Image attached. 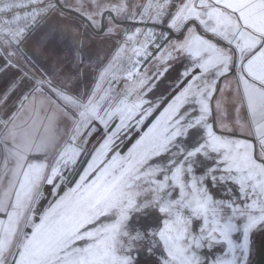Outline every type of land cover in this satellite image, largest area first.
<instances>
[{
    "label": "snow or ice",
    "instance_id": "6c2138e0",
    "mask_svg": "<svg viewBox=\"0 0 264 264\" xmlns=\"http://www.w3.org/2000/svg\"><path fill=\"white\" fill-rule=\"evenodd\" d=\"M73 14L83 18L74 36L81 28L111 36L119 31L117 20L166 24L186 33L172 42L154 28L126 31L117 54L91 85L82 84L80 70L91 60L82 40L73 51L74 67L56 56L50 70L37 74L22 48L28 33L40 21ZM64 30L51 28L33 54L54 55ZM157 37L168 42L158 59L173 52L190 58L183 73L187 86L125 155L115 152L106 160L130 122L139 114L137 123H143L151 114L137 92L146 80L135 82L134 76L138 58L150 55V45L160 47ZM0 49L5 67H21L17 56L26 65L9 88L30 81L17 112L0 118V264H135L131 252L145 244L149 253L162 245L161 264H248L252 235L264 231V0H0ZM127 53L124 79L134 82L114 93ZM233 83L237 117L234 126L222 122L221 128L240 130L252 140L218 134L209 122L212 102L221 111L224 96H233ZM101 126L103 143L75 186L60 195L57 179L63 182L81 154H88L82 144ZM196 127L203 130L201 142L190 149L177 142ZM164 154L166 164L154 162ZM201 157L211 164L198 173ZM217 186H225L220 197L212 192ZM148 208L163 214L162 227L133 234L127 228L130 213ZM108 215L113 222L81 231ZM202 249L208 255H201Z\"/></svg>",
    "mask_w": 264,
    "mask_h": 264
},
{
    "label": "rangeland",
    "instance_id": "374dc122",
    "mask_svg": "<svg viewBox=\"0 0 264 264\" xmlns=\"http://www.w3.org/2000/svg\"><path fill=\"white\" fill-rule=\"evenodd\" d=\"M70 2H72V0H70ZM132 2H141V0H129V3H132ZM81 22H82V20L75 15H68L64 19H61L60 17H52V18H49L47 21H40L39 24L28 35L30 37H29L27 43L22 46V48L25 46L26 51H27L28 46L29 47L34 46L37 43H39L41 41V37H43V35L53 27H57L58 29H64L66 26L68 27V24H70V23L71 24H77L80 26ZM104 23H105V25H107V23H108L107 17H105ZM117 24H119V23H117ZM119 25H120L119 30H121L123 28V24H119ZM93 34L95 36H101L103 34V32L99 33V34L98 33H93ZM142 39H143V37H142ZM183 39H184V37H171V38H169V40L172 42H175L177 40H183ZM167 43L168 42L165 41V43L163 44L159 54L156 55L155 57H153L145 68L148 76L154 75V77L152 78L154 81L150 80L148 82V86L146 83V84H144V86L142 88L137 89V92L143 96V99L145 101H146L147 89L150 88V86L151 87L153 85L156 86L162 80V78L160 76L161 74H163V73L166 74V78H165V80H162L161 85L164 86V88H166L168 90V89L172 88L173 86L177 85L181 81V79L184 77L183 73L185 72V69L189 68V66L191 64V60L187 55L185 56L183 53L180 54V53L173 52L170 58L165 59L166 64H165L164 68L162 70L159 69V66H160V63L162 62V60L158 59V57H160L162 54H164V49L167 47ZM29 54H32L31 57L33 60L36 59V55L34 56V54L31 53L30 51H29ZM15 59H16V62L21 66V67H19L20 71H22V69L25 68L26 66L17 58H15ZM140 79H145L146 81L149 80V78L147 76L145 78L143 76H141L135 82H138ZM150 82H151V85H149ZM187 82L168 101V103L163 107V109L161 110L159 115L156 117V119L160 116V114L164 111V109L170 103H172L173 99L177 95H179V93L187 86ZM29 85H30V81L25 82V84L22 87L21 94L24 92L25 89L28 88ZM223 85H224V81L222 82V86ZM154 86L152 88H154ZM157 90H159V88ZM164 94H165L164 90H161L158 93L157 92L155 93L154 97H152V100L148 104L151 109L162 98V96H164ZM217 95L219 96L220 94L218 93ZM133 98H135V97H133ZM16 100H17V98H11V100L9 102L10 105L14 104V102ZM233 103H234V90H233V96L232 97H228L227 95L224 96V104H223L221 111L217 112V110L215 108V102L213 101L212 102L213 114L210 117L209 122L213 123L214 130L218 134L229 135L232 138H240L237 136H233L232 135L233 131L229 133V132L223 131L221 128L222 122L232 124L234 126V121L237 117V113L233 107ZM146 106H147V103H145L142 107L144 109H146L147 108ZM188 107L189 106L186 105L184 109H181V111L182 112L185 111ZM156 119L154 120V122L156 121ZM202 136H203V130L199 127H196V128L190 129L186 136L179 137L177 142L179 144H181L182 146H184L185 148L190 149L193 145L201 142ZM107 159L110 160L111 157H109ZM167 159H168L167 154H164L161 157L154 158V162L157 164L164 165V164H166ZM210 164H211V161L204 160L201 157L200 158V168L198 169V173L202 172L203 169L205 167L209 166ZM71 170H73V167ZM71 170L66 171L65 173H71ZM96 174H97L96 172L91 173L90 179H93ZM57 183H61V185L62 184L65 185V187L62 189V191H60V193H59L60 195H63V193L65 191H67L69 188L67 186L68 180H67V178H65V180L63 182H61V181H59V179H57ZM74 186H75V184H74ZM228 187H234V186L229 184ZM51 191H52V186L50 185L47 188V192L51 193ZM224 191H225V186H217L216 188L212 189V192L217 197L222 196L224 194ZM48 200H52L51 195H49L48 199L45 200L42 204H44L46 206L48 203ZM114 219L115 218L111 215L101 216L97 220L93 221L91 224H85L84 228L81 229V231H90V230L100 226L101 224L111 223L114 221ZM162 219H163V214H160L158 212V209L148 208V209L142 210L141 212L133 211L130 213L129 220L127 221V228L133 234H135L136 231H140V232L146 234L150 230L157 229L158 227H162ZM263 234H264V231H258L252 235V244H251V251L249 254V258H248V264H253V262L256 258V255H257V248L260 244V239H261ZM77 243L82 245L85 242L79 241ZM221 247L222 246H217V249H216L217 254H219V252L221 251ZM200 252H201V255H204V256L208 255V252L206 249H202V250H200ZM131 255L134 259L135 264H140V263L161 264V260L164 256H166V253L163 252L162 245L153 249L152 253H149L147 250V245L145 244L142 247H135L132 250Z\"/></svg>",
    "mask_w": 264,
    "mask_h": 264
},
{
    "label": "flooded vegetation",
    "instance_id": "af4514ba",
    "mask_svg": "<svg viewBox=\"0 0 264 264\" xmlns=\"http://www.w3.org/2000/svg\"><path fill=\"white\" fill-rule=\"evenodd\" d=\"M135 26L136 25H134V24L125 23V24H123V28L119 32H113V34L111 36H106V35H104V33L101 35V38H103L106 41V44L104 45V49L99 54L98 58H91L90 61H88L86 59V63L84 65V67L80 70L81 74H82L81 75L82 84L91 85L93 83V81H95L98 78L99 72L103 71L104 68L107 67L109 62L112 60L113 56H115L117 54L120 45L124 41V33L126 31H128V32L134 31ZM93 33L94 32L91 31L90 29L87 32L82 30L81 35L82 36H85V35H91V36L93 35L94 36ZM94 38H97V36H95ZM98 38H100V37H98ZM112 38H114L116 40L114 44H112V41H113ZM93 45L97 46L98 44L94 43ZM73 51L74 50H66L63 53L64 63L68 66L73 61ZM85 53L87 54V51H85ZM127 55H131V53H127L122 58L121 64L118 65V68H120V71L118 73L119 78L117 81L113 82V84H112V88L114 90V93H123L129 84L133 83L134 81H137V79L141 76H143L144 78L147 76L149 78V80L145 82V84L147 83V86H148V82L150 80L154 81L152 79L154 77V75L153 76L147 75V72L145 70L147 64L143 67V69H140L138 75L134 76V81H128V80L124 79L126 70L130 67L128 60H127ZM165 64H166V61L164 59L160 63L159 69L162 70L164 68ZM35 68H36L38 74L40 73L41 70H43L37 64H35ZM160 76H161L162 80H165L166 74L163 73ZM110 78L111 77H109V79ZM162 80L156 86L153 85L154 88H152L153 86L152 87L150 86V88L147 89V91H146L147 92V94H146V103H147L146 107L147 108L146 109L150 108V106L148 104L150 103V101L152 100V97H154L156 92L158 93L159 91L164 90L165 91L164 96H165L174 87L173 86L172 88L167 90L166 88H164V86L161 85ZM149 85H151V82L149 83ZM104 87H108V84L105 83ZM156 88L157 89L159 88V90H157ZM164 96H162V98ZM161 99L158 102H160ZM158 102L155 104V106L158 104ZM155 106L152 108V110L155 108ZM159 113L156 115V117L159 115ZM156 117L150 122V124H148V126L143 131H140L138 136L133 140V142L126 148V150L124 152H120V148L125 143V141L130 137V135L135 130H138L140 128V126L142 125V123H137V121L140 118L139 114H138L135 117V119L130 122L129 127L120 133L119 139H117L115 141L117 147L115 148L114 151H110L105 159L114 155L115 152H119L121 155H125L128 152V150L136 143V141L139 140L140 137L149 129V127L152 125V123L154 122ZM145 119H144V121H145ZM116 123H118V120L113 121L110 124V127L108 129L109 132L115 128ZM104 135H105V130L101 126L98 131L94 132L90 137H88V143L82 144V148L85 149V151L87 153H90V157H89L88 161L86 162V164L84 165V167L80 170V165L83 162L84 158L87 156V154L85 155L82 153L81 156L78 158L77 164L73 167V170H71V173H65L64 174L65 178H67V180H68V183H67L68 187H73L75 182L79 179V174L83 173V170L87 167L88 162L91 160V155L94 153L95 149L99 148L100 144L103 143ZM77 173H79V174L77 175ZM72 181H73V184L71 186H69V184ZM63 185L64 184H62L61 187ZM64 187H65V185H64Z\"/></svg>",
    "mask_w": 264,
    "mask_h": 264
},
{
    "label": "crops",
    "instance_id": "0c3cea01",
    "mask_svg": "<svg viewBox=\"0 0 264 264\" xmlns=\"http://www.w3.org/2000/svg\"><path fill=\"white\" fill-rule=\"evenodd\" d=\"M79 27L77 24H68V27L66 26L62 35L63 40L62 42L55 48L54 55H50L47 58L45 56H36V59L33 60L34 65H39L43 70H50L51 64L53 63V60L56 56H59L63 60V53L66 50H74L76 45V41H83L84 50L87 51V56L91 58H98L101 51L104 49V45L106 44V41L101 38V36H97V38H94L95 35H85V36H74L73 35V29ZM197 28L203 33L202 28L197 24ZM81 28V32H82ZM120 31V30H119ZM118 31V32H119ZM186 33V29L184 30V34L180 37H184ZM206 34V33H204ZM203 34V35H204ZM210 35V34H206ZM211 36V35H210ZM30 37V36H29ZM100 37V38H98ZM210 38V37H208ZM112 44L115 43V39L112 38ZM97 43V46H94L93 44ZM223 43V42H221ZM48 46V47H47ZM46 47L49 49V51L52 50L53 45L49 44ZM33 47L34 46H28V50L26 51L25 46L23 47V51L26 52L29 56L32 54H29V51L33 53ZM3 52V49H0V53ZM182 54V53H180ZM186 56V54H184ZM183 55V56H184ZM35 56V55H34ZM15 59V58H14ZM16 60V59H15ZM64 62V60H63ZM69 66L74 67V65L71 63ZM0 118L7 119L9 116H11L13 113L17 112V110L20 107V101L22 97L29 91L30 85L27 89L24 90V92L21 94L22 87L25 84V82L29 81L27 79H24L21 81L18 85V87L15 88V90H11L9 88V85L17 80L18 77L22 75V71L18 67H5V62L3 59H0ZM30 70V69H29ZM35 71L37 72L36 68ZM223 81H220V84L222 85ZM235 88V84L233 83V90ZM11 98H17V100L14 102V104L10 105ZM233 136H237L240 138H247L249 140H252V137H246L242 136L240 130H235L232 133Z\"/></svg>",
    "mask_w": 264,
    "mask_h": 264
},
{
    "label": "water",
    "instance_id": "95a60500",
    "mask_svg": "<svg viewBox=\"0 0 264 264\" xmlns=\"http://www.w3.org/2000/svg\"><path fill=\"white\" fill-rule=\"evenodd\" d=\"M75 16H77L78 18H80L81 20L83 18L79 17L76 14H73ZM116 23L119 24H125V23H130V24H134V25H141L144 23V25L146 27H155V28H159L162 29L163 31H165L166 33H168L169 38L171 37H180L184 34V30H182L181 32H175L172 31L170 29L167 28L166 24H158V25H153L151 22H139L137 21H132V20H117ZM197 27V25H196ZM94 33H102V31H96V30H92ZM197 30L202 33L198 28ZM206 35V34H204ZM207 37H210L212 39H214L213 37H211L210 35H206ZM165 43V41H163V43L160 44L159 48H155L152 53L150 54V56L148 57V59L141 65L140 69H143V67L148 64L151 59L153 57H155L156 55L159 54L163 44ZM188 77H183L181 79V81L175 85L162 99L161 101L155 106V108L152 110L151 114L147 116V118L145 119V121L142 123V125L140 126V128L138 130H135L130 137L125 141V143L122 145V147L120 148V152H124L126 150V148L133 142V140L138 136V134L140 133V131H143L148 124H150V122L156 117V115L161 111V109L168 103V101L177 93V91L188 81ZM90 157V153L87 154V156L84 158L83 162L80 165V170L84 167V165L86 164V162L88 161ZM79 173H77L78 175ZM73 184V181L69 184V186H71ZM50 185L46 186V189L49 187ZM64 188V185L59 189V193L60 191H62V189ZM44 201H42L43 203ZM140 264H148V263H140ZM253 264H264V234L262 235L261 239H260V244L257 248V255L256 258L253 262Z\"/></svg>",
    "mask_w": 264,
    "mask_h": 264
},
{
    "label": "built area",
    "instance_id": "2783aa9c",
    "mask_svg": "<svg viewBox=\"0 0 264 264\" xmlns=\"http://www.w3.org/2000/svg\"><path fill=\"white\" fill-rule=\"evenodd\" d=\"M30 10V9H29ZM18 11V13L21 15V16H23V14H24V9H18L17 10ZM5 18H10V17H5ZM21 23H23L22 21H21ZM39 24V23H38ZM38 24H36L35 26H34V28L38 25ZM33 28V29H34ZM136 28H141V29H149V28H154L155 29V31L157 32V33H160V32H165V31H163L162 29H159V28H155V27H146L145 25H144V23L143 24H141V25H136L135 26V29ZM134 29V30H135ZM31 33V31L28 33V35ZM166 33V32H165ZM140 39H142V37H140ZM163 41L164 40H161V39H159V37H157V43L160 45L161 43H163ZM156 48V46H154V45H150L149 46V48H148V52L151 54L152 53V51L154 50ZM150 55H148L147 57H139L138 59L140 60V63H139V65H137V68H138V73H139V71H140V67H141V65L148 59V57H149ZM15 58H17L18 60H20L23 64H24V61H23V59L21 58V57H19V56H17V57H15ZM25 65V64H24ZM26 66V65H25ZM30 70H32V69H30ZM38 74V73H37Z\"/></svg>",
    "mask_w": 264,
    "mask_h": 264
}]
</instances>
